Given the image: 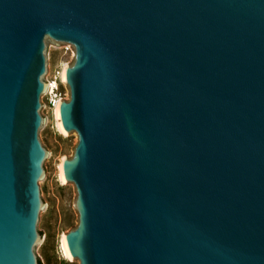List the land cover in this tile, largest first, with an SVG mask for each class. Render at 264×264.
Listing matches in <instances>:
<instances>
[{
	"label": "water",
	"instance_id": "water-1",
	"mask_svg": "<svg viewBox=\"0 0 264 264\" xmlns=\"http://www.w3.org/2000/svg\"><path fill=\"white\" fill-rule=\"evenodd\" d=\"M51 41L79 264H264V0H0V264L46 246Z\"/></svg>",
	"mask_w": 264,
	"mask_h": 264
},
{
	"label": "rangeland",
	"instance_id": "rangeland-1",
	"mask_svg": "<svg viewBox=\"0 0 264 264\" xmlns=\"http://www.w3.org/2000/svg\"><path fill=\"white\" fill-rule=\"evenodd\" d=\"M72 58L73 47L62 49L51 41L49 59L54 75L48 81L57 77L63 101H69L70 91L66 83L59 78V72L64 65L72 66ZM43 107L48 119L43 145L53 159L49 162L51 175L43 182L49 213L43 215L46 246L38 253V259L40 264H79L77 259L67 258L61 247L62 237L76 229L79 224L77 190L76 187L68 185V182L63 183L59 173L62 161L74 157L78 138H73L68 132H58L52 110L46 106V100Z\"/></svg>",
	"mask_w": 264,
	"mask_h": 264
},
{
	"label": "bare ground",
	"instance_id": "bare-ground-1",
	"mask_svg": "<svg viewBox=\"0 0 264 264\" xmlns=\"http://www.w3.org/2000/svg\"><path fill=\"white\" fill-rule=\"evenodd\" d=\"M67 65H64L61 68L60 72H59V78L61 79L62 82H65V80H66V69H67ZM52 113H53V118H54L55 126H56L58 132H60L61 134H66V131L64 130L63 125H62V122H61V119H60V101L52 109ZM59 169H60V171H59V173H60V179H61V181L63 183H65V178H64V174H63L62 163L60 164ZM61 247H62V250H63L64 255L67 258L70 259L71 256H70V254L68 252L65 235L62 237V240H61Z\"/></svg>",
	"mask_w": 264,
	"mask_h": 264
},
{
	"label": "built area",
	"instance_id": "built-area-1",
	"mask_svg": "<svg viewBox=\"0 0 264 264\" xmlns=\"http://www.w3.org/2000/svg\"><path fill=\"white\" fill-rule=\"evenodd\" d=\"M46 84L51 88L46 98V106L52 110L59 101H63V97L58 88L57 77H54L53 80L48 81Z\"/></svg>",
	"mask_w": 264,
	"mask_h": 264
},
{
	"label": "trees",
	"instance_id": "trees-1",
	"mask_svg": "<svg viewBox=\"0 0 264 264\" xmlns=\"http://www.w3.org/2000/svg\"><path fill=\"white\" fill-rule=\"evenodd\" d=\"M40 264V263H39Z\"/></svg>",
	"mask_w": 264,
	"mask_h": 264
}]
</instances>
